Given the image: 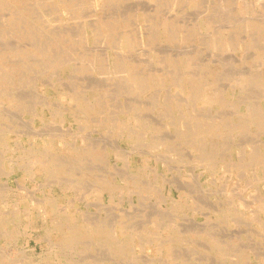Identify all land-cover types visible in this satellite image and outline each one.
I'll return each instance as SVG.
<instances>
[{"label":"rangeland","instance_id":"obj_1","mask_svg":"<svg viewBox=\"0 0 264 264\" xmlns=\"http://www.w3.org/2000/svg\"><path fill=\"white\" fill-rule=\"evenodd\" d=\"M3 1L0 264H264V0Z\"/></svg>","mask_w":264,"mask_h":264},{"label":"bare ground","instance_id":"obj_2","mask_svg":"<svg viewBox=\"0 0 264 264\" xmlns=\"http://www.w3.org/2000/svg\"><path fill=\"white\" fill-rule=\"evenodd\" d=\"M4 1H7V0H4ZM4 1L2 2V4L4 3ZM15 1H16V0H15ZM55 1H56V0H55ZM59 1H60V3H61V0H59ZM59 1H58V2H59ZM81 1H82V0H81ZM108 1H109V0H108ZM185 1H186V0H185ZM51 2H52V1H51ZM176 2H177V0H176ZM179 2H180V1H179ZM64 3H65V2H64ZM89 3H90V2H89ZM29 4H30V3H29ZM111 4H112V3H111ZM58 5H59V4H58ZM83 5H84V4H83ZM3 6H4V4H3ZM44 6H45V5H44ZM76 6H77V5H76ZM41 7H42V6H41ZM70 7H71V6H70ZM74 7H75V6H74ZM87 7H88V6H87ZM30 8H31V7H30ZM48 8H49V7H48ZM50 8H51V7H50ZM61 9H62V8H61ZM22 10H23V9H22ZM51 10H52V9H51ZM15 11H16V10H15ZM24 11H26V10L24 9ZM66 11H67V10H65L64 12H66ZM81 11H82V10H81ZM28 12H30V11H28ZM68 12H69V11H68ZM52 13H53V12H52ZM81 13H82V12H81ZM28 14H29V13H28ZM31 15H32V14H31ZM33 16H34V15H33ZM40 17H41V16H40ZM30 18H31V17H30ZM37 19H38V17H37ZM39 19H40L39 22H42V21H41V18H39ZM140 19H141V18H140ZM42 20H43V19H42ZM35 21H36V20H35ZM43 22H44V20H43ZM260 23H261V22H260ZM32 24H33V23H32ZM37 24H38V23H37ZM42 24H43V23H41V25H42ZM165 24H166V23H165ZM169 24H170V23H169ZM171 25H172V24H171ZM171 25H170V26H171ZM20 26H21V25H20ZM47 26H48V25H47ZM164 26H165V25H164ZM168 26H169V25H168ZM170 26H169V27H170ZM179 26H181V25H179ZM248 26H250V25H248ZM24 27H25V26H24ZM26 27H27V26H26ZM30 27H31V26H30ZM32 27H33V26H32ZM44 27L46 28V26H44ZM113 27H114V26H113ZM45 28H44V29H45ZM48 28H49V27H48ZM110 28H111V27H110ZM114 29H115V27L113 28V31H114ZM159 29H161V28H159ZM46 30H47V29H46ZM111 30H112V29H111ZM255 30H256V29H255ZM25 31H26V30H25ZM31 31H32V30H31ZM41 31H42V30H41ZM48 31H49V32L52 31V32L54 33L55 30H54V31H53V30H48ZM105 31H106V30H105ZM108 31H109V30H108ZM263 31H264V30H263ZM52 32H51V33H52ZM55 32H58V31H55ZM109 32H110V31H109ZM158 32L161 33V31H158ZM28 33H29V32H28ZM51 33H50V34H51ZM100 33H101V32H100ZM155 33H156V32H155ZM164 33H165V32H164ZM178 33H179V32H178ZM254 33H255V32H254ZM54 34H56V33H54ZM54 34H53V35H54ZM66 34H67V33H66ZM125 34H126V33H125ZM152 34H153V32H152ZM158 34H159V33H158ZM181 34H182V33H181ZM57 35H58V34H57ZM119 35H120V34H119ZM155 35H156V34H155ZM159 35H160V34H159ZM159 35H158V36H159ZM179 35H180V34H179ZM182 35H184V34H182ZM257 35H258V34H257ZM36 36H37V35H36ZM45 36H46V35H45ZM259 36H260V35H259ZM48 37H49V36H47V38H48ZM60 37H61V36H60ZM80 37H82V36H80ZM119 37H120V36H119ZM180 37H181V35H180ZM26 38H28V37H26ZM128 38H129V37H128ZM233 38H234V36H233ZM59 39H60V38H59ZM64 39H65V38H64ZM87 39H88V38H87ZM118 39H119V38H118ZM125 39H126V38H125ZM160 39H161V38H160ZM228 39H229V38H228ZM251 39L254 40V38H251ZM38 40H40V39H38ZM129 40H130V38H129ZM233 40H234V39H233ZM51 41H52V40H51ZM58 41H59V40H58ZM251 41H252V40H251ZM32 42H34V41H32ZM36 42H37V39H36ZM65 43H66V42H65ZM31 44H32V43H31ZM31 44H30V46H31ZM123 44H124V43H123ZM32 45H34V44H32ZM41 45H42V44H41ZM49 45H50V44H49ZM27 46H28V45H27ZM37 46H38V44H37ZM45 46H46V45H45ZM24 47H25V46H24ZM34 47H35V46H34ZM25 48H26V47H25ZM41 48H42V46H41ZM41 48H40L39 51L42 50ZM45 48H46V47H45ZM45 48H44V50H46ZM217 48H218V47H217ZM6 49H7V48H6ZM9 49H10V48H9ZM11 49H12V48H11ZM14 49H15V48H14ZM35 49H36V48H35ZM218 49H220V48H218ZM17 50H18V49H17ZM21 50H22V49H21ZM36 50H37V49H36ZM36 50H35V51H36ZM51 50L53 51L52 48H51ZM27 51H28V50H27ZM30 51H31V50H30ZM54 51H55V50H54ZM54 51H53V52H54ZM13 52H14V51H13ZM15 52H16V51H15ZM36 52H38V51H36ZM21 53H22V52H21ZM32 53H33V52H32ZM51 53H52V52H51ZM51 53H50V54H51ZM19 54H20V53H19ZM23 54H24V53H23ZM36 54H37V53H36ZM40 54H41V53H40ZM42 54H43V53H42ZM55 54H56V53H55ZM58 54H60V53H58ZM13 55H16V54L14 53ZM51 55H52V54H51ZM3 56H4V54H3ZM38 56H39V54H38ZM56 56H57V55H56ZM175 56H176V55H175ZM8 57H9V56H8ZM8 57H7V58H8ZM10 57H12V56H10ZM31 57H32V56H31ZM35 57H36V56H35ZM41 57H42V56H41ZM48 57H49V56H48ZM219 57H220V56H219ZM14 58H15V57H14ZM18 58H19V57H17V59H18ZM50 58H51V57H50ZM59 58H60V57H59ZM96 58H97V57H96ZM34 59H35V58H34ZM34 59H33V60H34ZM45 59H46V58H45ZM56 59H57V58H56ZM85 59H86V58H85ZM100 59H101V58H100ZM19 60H20V59H19ZM19 60H17V61H19ZM39 60H40V59H39ZM39 60H38V61H39ZM48 60H49V59H48ZM48 60H46L47 63L49 62ZM57 60H58V59H57ZM87 60H88V59H87ZM220 60H221V59H220ZM220 60H219V61H220ZM28 61H29V60H28ZM36 61H37V60H36ZM41 61H44V60H41ZM54 61H55V59H54ZM59 61H60V60H59ZM176 61H177V60H176ZM1 62H3V61H1ZM5 62H6V61H5ZM15 62H16V61H15ZM22 62H23V61H22ZM50 62H53V61H50ZM112 62H113V61H111V64H112ZM119 62H120V61H119ZM20 63H21V62H20ZM34 63H35V62H34ZM47 63H46V66H47ZM0 64H2V63H0ZM7 64H8V63H7ZM25 64H26V62H25ZM41 64H42V63H41ZM48 64H50V63H48ZM64 64H65V63H64ZM99 64H100V63H99ZM114 64H115V63H114ZM122 64H123V63H122ZM197 64H198V63H197ZM60 65H61V64H60ZM112 65H113V64H112ZM117 65H118V64H117ZM123 65H124V64H123ZM224 65H225V63H224ZM224 65H223V66H224ZM97 66H98V65H97ZM97 66H96V67H97ZM197 66H198V65H197ZM5 67H6V66H5ZM22 67H23V66H22ZM35 67H36V66H35ZM44 67H45V66H44ZM44 67H43V68H44ZM109 67H110V65H109ZM111 67H112V66H111ZM111 67H110V68H111ZM119 67H120V65H119ZM198 67H200V66H198ZM15 68H16V67H15ZM25 68H26V67H25ZM43 68H41V69H43ZM50 68H51V66H50ZM52 68H53V66H52ZM114 68H115V66H114ZM121 68H123V67L121 66ZM190 68H191V67H190ZM3 69H4V67H3ZM26 69H27V68H26ZM76 69H77L76 71L79 70L78 67H77ZM96 69H99V67L96 68ZM117 69H118V68H117ZM0 70H2V69H0ZM112 70H113V69H112ZM114 70H115V69H114ZM178 70H179V68H178ZM28 71H30V70H28ZM35 71H36V70H35ZM42 71H43V70H42ZM44 71H45V70H44ZM83 71H84V70H83ZM86 71H87V70H86ZM118 71H119V70H118ZM225 71H226V70H225ZM36 72H37V71H36ZM113 72H114V71H113ZM130 72H131V71H130ZM178 72H179V71H178ZM259 72H260V71H259ZM21 73H22V72H21ZM24 73H25V72H24ZM41 73H42V72H41ZM90 73H91V72H90ZM164 73H165V72H164ZM171 73H172V72H171ZM192 73H193V72H192ZM11 74H12V73H11ZM13 74H14V73H13ZM13 74H12V75H13ZM15 74H16V73H15ZM15 74H14V75H15ZM18 74H19V73H18ZM26 74H28V73H26ZM112 74H113V73H112ZM133 74H134V73H133ZM155 74H156V73H155ZM178 74H179V73H178ZM178 74H177V75H178ZM180 74H181V73H180ZM188 74H189V73H188ZM197 74H198V73H197ZM115 75H116V74H115ZM115 75H114V76H115ZM127 75H128V74H127ZM221 75H222V74H221ZM262 75H263V74H262ZM9 76H10V75H9ZM129 76H130V75H129ZM168 76H169V75H168ZM222 76H223V75H222ZM257 76H258V75H257ZM12 77H13V76H12ZM14 77H15V76H14ZM14 77H13V78H14ZM22 77H24V76H22ZM25 77H26V76H25ZM119 77H120V76H119ZM164 77H165V76H164ZM179 77H180V76H179ZM8 78H9V77H8ZM8 78H7V79H8ZM13 78H12V79H13ZM18 78H19V77H18ZM128 78H129V77H128ZM154 78H155V77H154ZM177 78H178V77H177ZM185 78H186V77H185ZM221 78H222V77H221ZM248 78H249V77H248ZM263 78H264V77H263ZM29 79H30V78H29ZM129 79H130V78H129ZM139 79H140V78H139ZM144 79H145V78H144ZM158 79H159V78H158ZM167 79H168V78H167ZM238 79H239V78H238ZM16 80H17V78H16ZM163 80H164V79H163ZM21 81H22V80H21ZM116 81H117V80H116ZM126 81H127V80H126ZM155 81H156V78H155ZM158 81H160V80H158ZM167 81H168V80H167ZM180 81H182V80H180ZM249 81H250V80H249ZM14 82H15V81H14ZM26 82L29 83L30 80H29V81H26ZM26 82H25V83H26ZM71 82H72V81H71ZM117 82H118V81H117ZM238 82H239V80H238ZM15 83H16V82H15ZM128 83H129V82H128ZM156 83H158V82H156ZM166 83H167V82H166ZM13 84H14V83H13ZM42 84H43V83H42ZM72 84H73V83H72ZM135 84H136V82H135ZM251 84H253V83H250V86H251ZM37 85H38V84H37ZM64 85H65V84H64ZM114 85H115V83H114ZM131 85H132V84H131ZM131 85H130V86H131ZM255 85H256V84H255ZM2 86H3V85H2ZM14 86H15V85H14ZM31 86H32V85H31ZM120 86H121V85H120ZM124 86H125V85H124ZM134 86H135V85H134ZM165 86H166V85H165ZM250 86H249V87H250ZM256 86H257V85H256ZM135 87H136V86H135ZM238 87H239V86H237V88H238ZM249 87H247V89H248ZM251 87H252V86H251ZM15 88H16V87H15ZM17 88H18V87H17ZM233 88H234V87H233ZM240 88H241V87H240ZM13 89H14V87H13ZM114 89H115V88H114ZM114 89H113V90H114ZM116 89H117V88H116ZM125 89H126V87H125ZM128 89H129V88H128ZM138 89H139V88H138ZM140 89H141V88H140ZM247 89H246V90H247ZM16 90L18 91V89H16ZM19 90H20V89H19ZM111 90H112V89H111ZM117 90H118V89H117ZM250 90H251V89H250ZM255 90H256V89H255ZM72 91H73V90H72ZM125 91H126V90H125ZM135 91H136V90H135ZM153 91H154V90H153ZM11 92H13V91H11ZM115 92H116V91H115ZM168 92H169V91H168ZM253 92H254V91H253ZM2 93H3V92H2ZM118 93H119V92H118ZM138 93H139V92H138ZM192 93H193V92H192ZM9 94H10V93H9ZM154 94H155V93H154ZM161 94H162V93H161ZM193 94H194V93H193ZM5 95H6V93H5ZM26 95H27V94H26ZM111 95H112V94H111ZM231 95H232V94H231ZM251 95H252V94H251ZM251 95H250V96H251ZM112 96H113V95H112ZM114 96H115V95H114ZM153 96H154V95H153ZM168 96H169V95H168ZM11 97H13V96H11ZM37 97H38V96H37ZM116 97H117V96H116ZM146 97H147V96H146ZM154 97H155V96H154ZM159 97H160V96H159ZM164 97H165V96H164ZM166 97H167V96H166ZM16 98H20V97L17 96ZM16 98H15V99H16ZM21 98H22V97H21ZM112 98L115 99V97H112ZM127 98H128V97H127ZM249 98H250V97H249ZM13 99H14V98H13ZM77 99H78V98H77ZM163 99H164V98H163ZM168 99H169V98H168ZM20 100L22 101V99H20ZM24 100H26V99H24ZM28 100H29V99H28ZM28 100H27V101H28ZM185 100H186V99H185ZM29 101H30V100H29ZM77 101H78V100H77ZM80 101H82L81 98H80V100H79L78 102H80ZM180 101H182V100H180ZM13 102H14V101H13ZM18 102H19V101H18ZM34 102H35V101H34ZM40 102H41V101H40ZM82 102H83V101H82ZM138 102H139V101H138ZM183 102H184V101H183ZM203 102H204V101H203ZM256 102H257V101H256ZM256 102H255V103H256ZM0 103H1V102H0ZM21 103H22V102H21ZM23 103H24V102H23ZM30 103H33V101H30ZM128 103H129V102H128ZM17 104H18V103H17ZM110 104H111V103H110ZM155 104H157V103H155ZM32 105H33V104H32ZM32 105H31V106H32ZM99 105H100V104H99ZM125 105H126V104H125ZM127 105H128V104H127ZM31 106H30V107H31ZM41 106H42V105H41ZM115 106H116V105H115ZM139 106H140V105H139ZM166 106H167V105H166ZM170 106H171V104H170ZM183 106H184V105H183ZM32 107H33V106H32ZM161 107H162V106H161ZM126 108H127V107H126ZM130 108H131V107H130ZM185 108H186V107H185ZM194 108H195V107H194ZM194 108H193V109H194ZM29 109H30V108H29ZM29 109H28V111H29ZM31 109H32V108H31ZM127 109H128V108H127ZM247 109H250V107H248ZM251 110H252V109H251ZM258 110H259V109H258ZM258 110H257V111H258ZM55 111H56V110H55ZM122 111H123V110H122ZM126 111H127V110H126ZM126 111H125V112H126ZM129 111H130V110H129ZM129 111H128V112H129ZM176 111H177V110H176ZM246 111H247V110H246ZM166 112H167V111H166ZM91 113H93V112H91ZM110 113H111V112H110ZM112 113H113V112H112ZM179 113H180V112H179ZM208 113H209V112H208ZM252 113H253V112H252ZM258 113H260V112H258ZM258 113H257V115H258ZM262 113H264V112H262ZM1 114H2V113H1ZM59 114H60V112H59ZM166 114H167V113H166ZM246 114H247V113H246ZM255 114H256V113H255ZM171 115H172V114H171ZM253 115H254V114H253ZM188 116H189V115H188ZM238 116H239V115H238ZM238 116H237V117H238ZM171 117H172V116H171ZM189 117H191V116H189ZM255 117H256V116H255ZM2 118H3V117H2ZM193 118H194V117H193ZM18 119H19V118H18ZM18 119H17V120H18ZM184 119H185V118H184ZM94 120H95V119H94ZM216 122H217V121H216ZM141 123H142V122H141ZM178 123H179V122H178ZM182 123H183V122H182ZM1 124H2V123H1ZM172 124H173V123H172ZM177 125H178V124H177ZM239 126H240V125H239ZM242 126H243V125H242ZM2 127H3V126H2ZM51 128H52V127H51ZM0 130H1V129H0ZM2 130H3V129H2ZM212 131H213V129H209L207 132H208L209 134H211ZM0 132H1V131H0ZM213 132H214V131H213ZM3 133H4V131H3ZM6 133H7V132H6ZM9 133H10V132H9ZM18 134H19V133H18ZM1 135H2V134H1ZM3 135H4V134H3ZM141 135H142V134H141ZM4 136H5V135H4ZM218 136H219V135H218ZM3 138H4V137H3ZM52 138H53V137H52ZM200 138H201V137H200ZM49 139H50V138H49ZM49 139H48V140H49ZM195 139H196V138H195ZM50 140H51V139H50ZM52 141H53V140H52ZM52 141H51V143H52ZM55 141H56V139H55ZM2 142H4V141H1V143H2ZM53 143H54V142H53ZM196 143H197V142H196ZM224 143H225V142H224ZM136 144H137V143H136ZM43 145H44V144H43ZM43 145H42V147H43ZM57 145H58V144H57ZM57 145H56V146H57ZM66 145H67V144H66ZM70 145L72 146V144H70ZM40 146H41V145H40ZM44 146H45V145H44ZM47 146H48V145H47ZM158 146H159V145H158ZM200 147H201V146H200ZM131 148H132V147H131ZM156 148H157V147H156ZM50 149H51V148H50ZM78 149H79V148H78ZM78 149H76V150H78ZM253 149H254V147H253ZM254 150H255V149H254ZM29 151H30V150H29ZM74 151H75V150H74ZM213 151H214V150H213ZM34 152H35V151H34ZM37 152H38V151H37ZM41 152H42V151H41ZM129 152H130V151H129ZM31 153H32V152H31ZM43 153H45V152H43ZM138 153H139V152H138ZM148 153H149V152H148ZM206 153H207V152H206ZM33 154H34V153H33ZM35 154H36V153H35ZM39 154H40V153H39ZM39 154H38V155H39ZM50 154H51V153H50ZM47 155H49V154H47ZM207 155H208V154H207ZM43 156H44V155H43ZM63 156H64V155H63ZM158 156H160V154H159ZM161 156H162V154H161ZM205 156H206V155H205ZM58 157H59V156H58ZM152 157H153V156H152ZM197 157H198V156H197ZM208 157H209V156H208ZM37 158H39V157H37ZM37 158H36V159H37ZM41 158H42V157H41ZM41 158H40V159H41ZM56 158H57V157H56ZM143 158H144V157H143ZM156 158H157V157H156ZM130 159H131V158H130ZM149 159H150V158H149ZM152 159H154V158H152ZM200 159H201V158H200ZM23 160H24V159H23ZM31 160H32V159H31ZM50 160H52V159H50ZM55 160H56V159H55ZM132 160H133V159H132ZM160 160H161V159H160ZM214 160H215V159H214ZM257 160H259V159H257ZM44 161H45V160H44ZM53 161H54V160H53ZM155 161H156V160H155ZM157 161H158V160H157ZM42 162H43V161H42ZM57 162H59V161L57 160ZM160 162H161V161H160ZM33 163L36 164V161L33 162ZM40 163H41V161H40ZM154 163H155V162H154ZM161 163H162V162H161ZM214 163H215V162H214ZM37 164H38V163H37ZM46 164H47V162H46ZM29 165H30V164H29ZM60 165H61V162H60ZM60 165H59V166H60ZM223 165H224V164H223ZM253 165H254V164H253ZM20 166H21V165H20ZM20 166H18V167H20ZM70 166H71V165H70ZM132 166H133V165H132ZM207 166H208V164H207ZM31 167H32V166H31ZM42 167H43V164H42ZM53 167H54V166H53ZM260 167H261V166H260ZM67 168H68V167H67ZM160 168H161V167H160ZM162 168H163V167H162ZM201 168H202V167H201ZM221 168H222V167H221ZM232 168H233V167H232ZM261 168H262V167H261ZM27 169H28V168H27ZM88 169H89V168H88ZM42 170H43V168H42ZM45 170H46V169H45ZM50 170H52V169H50ZM54 170H55V169H54ZM65 170H66V169H65ZM23 171H24V170H23ZM56 172H57V171H56ZM77 172H78V171H77ZM241 172H243V171H241ZM14 173H15V172H14ZM210 173H211V172H210ZM30 174H31V173H30ZM212 174H213V173H212ZM223 174H224V173H223ZM50 175H52V172H51ZM0 176H1V175H0ZM46 176H47V175H46ZM7 177H8V176H7ZM28 177H29V176H28ZM31 177H32V176H31ZM47 177H48V176H47ZM3 178H4V177H3ZM49 178H50V176H49ZM54 179H55V178H54ZM1 180H2V179H1ZM61 180H62V179H61ZM71 181H73V180H71ZM144 181H145V180H144ZM259 181H260V180H259ZM69 183H70V182H69ZM59 184H60V183H59ZM1 186H2V185H1ZM70 186H71V185H70ZM6 187H7V186H6ZM56 187H57V186H56ZM0 188H1V187H0ZM2 189H3V187H2ZM2 189H1V190H2ZM4 189H5V188H4ZM6 189H7V188H6ZM224 189H225V188H224ZM1 190H0V191H1ZM71 190H72V189H71ZM8 192H9V191H8ZM8 192H7V193H8ZM169 192H170V191H169ZM1 196H2V195H1ZM7 196H8V195H7ZM30 197H31V196H30ZM137 197H138V196H137ZM28 198H29V196H28ZM31 201H32V200H31ZM37 201H38V199H37ZM37 201H35V199H34V202H35V203H37ZM77 201H78V200H77ZM41 202H42V200H41ZM50 202H51V201H50ZM79 202H80V201H79ZM249 202H250V200H249ZM52 203H54V202H52ZM37 204H38V203H37ZM78 204H79V203H78ZM85 205H87V204H85ZM48 206H49V204H48ZM83 207H84V206H83ZM263 207H264V206H263ZM39 208H40V207H39ZM36 209H38V208H36ZM56 209H57V208H56ZM56 209H54V210H56ZM59 209H60V208H59ZM51 210H52V209H51ZM60 210H62V209H60ZM13 211H14V213H15L17 210H13ZM39 211H40V210H39ZM41 211H43V210H41ZM52 211H53V210H52ZM108 211H109V209H108ZM7 212H8V211H7ZM25 212H26V214L28 213V211H25ZM58 212H59V210H58ZM29 213H30V212H29ZM49 213H50V212H49ZM52 214H53V213H52ZM55 214H56V213H55ZM37 215H38V213H37ZM42 215H43V214H42ZM107 215H109V214H107ZM26 216H27V215H26ZM84 216H86V215H84ZM23 217H24V215H23ZM38 217H39V215H38ZM40 217H41V216H40ZM61 217H62V216H61ZM3 218H4V216H3ZM24 218H25V217H24ZM36 218H37V217H36ZM41 218H42V217H41ZM54 218H55V216H53L52 219H54ZM42 219H43V218H42ZM55 219H57V218H55ZM55 219H54V220H55ZM62 219H63V218H62ZM86 219H87V218H86ZM161 219H163V218H161ZM7 220H8V219H7ZM35 220H36V219H35ZM44 220H45V219H44ZM84 220H85V217H84ZM9 221H10V220H9ZM37 221H38V220H37ZM49 221H50V220H49ZM256 221H257V220H256ZM44 222H45V221H44ZM46 222H47V221H46ZM89 222H90V221H89ZM109 223H111V222H109ZM1 224H3V223H1ZM40 224H41V223H40ZM134 224H135V223H134ZM172 224H173V223H172ZM28 225H29V224H28ZM47 225H48V224H47ZM49 225H50V224H49ZM71 225H72V223H71ZM77 225H78V224H77ZM259 225H260V224H259ZM24 226H25V225H24ZM260 226H261V225H260ZM7 227H8V226H7ZM37 227H38V226H37ZM80 227H81V226H79V228H80ZM160 227H161V226H160ZM5 228H6V227H5ZM23 228H26V226L23 227ZM47 228H48V226H47ZM23 231H24V230H23ZM25 231H26V230H25ZM80 231H81V230H80ZM9 232H10V231H9ZM95 232H96V231H95ZM132 232H133V231H132ZM0 233H3V232L1 231ZM81 233H82V232H81ZM144 233H145V232H144ZM3 234H5V233H3ZM68 234L71 235V234H73V232L70 231V233H68ZM18 235H19V234H18ZM22 235H23V234H22ZM26 235H27V234H25V236H26ZM58 235H59V234H58ZM8 236H9V234H8ZM10 236H11V235H10ZM27 236H28V235H27ZM96 236H97V238H101V239H103V240H110V236L107 234L106 231H98V232H96ZM130 236H131V235H130ZM116 238H117V237H116ZM129 238H130V237H129ZM135 238H137V237H135ZM138 238H139V237H138ZM138 238H137V239H138ZM170 238H171V236H170ZM9 239H10V238H8V241H9ZM14 239H15V238H14ZM167 239H168V238H167ZM0 240H1V239H0ZM3 240H4V239H3ZM49 240H50V239H49ZM138 240H139V239H138ZM14 241H15V240H14ZM16 241H17V240H16ZM16 241H15V242H16ZM15 242H14V243H15ZM150 242H151V241H150ZM5 243H6V242H5ZM12 243H13V242H12ZM74 243H78V242L75 241ZM81 243H82V242H80V245H81ZM135 243H136V242H135ZM137 243H138V241H137ZM1 244H2V243H1ZM55 244H56V243H55ZM55 244H54V245H55ZM61 244H64V243H61ZM3 245H5V244H3ZM67 245H68V244H67ZM139 245H140V243H139ZM9 246H10V245H9ZM50 246H51V245H50ZM75 246H76V244H75ZM81 246H82V245H81ZM141 246H142V245H141ZM152 246H153V245H152ZM157 246H158V245H157ZM59 247H60V246H59ZM64 247H65V246H64ZM66 247H67V246H66ZM76 247H77V246H76ZM154 247H155V246H154ZM0 248H1V246H0ZM67 248H68V247H67ZM71 248H72V247H71ZM1 249H2V248H1ZM63 249H64V248H63ZM135 249H136V248H135ZM149 250H150V249H149ZM104 251H105V250H104ZM4 252H5V251H4ZM148 253H149V252H148ZM8 254H10V253H8ZM154 254H155V253H154ZM154 254H153V255H154ZM3 255H4V254H3ZM153 255H152V256H153ZM164 255H165V254H164ZM6 256H8V255H6ZM22 256H24V255H22ZM8 258H9V256H8ZM8 258H6V259H8ZM25 258H26V257H25ZM27 258H28V257H27ZM137 258H138V257H137ZM158 258H159V257H158ZM169 258H170V257H169ZM173 258H174V257H173ZM12 259H13V258H12ZM47 260H48V259H47ZM17 262H18V261H17ZM17 262H16V263H17ZM42 262H44V261H42ZM14 263H15V262H14ZM44 263H45V262H44ZM164 264H165V263H164Z\"/></svg>","mask_w":264,"mask_h":264}]
</instances>
